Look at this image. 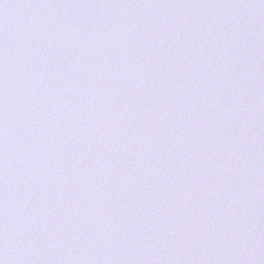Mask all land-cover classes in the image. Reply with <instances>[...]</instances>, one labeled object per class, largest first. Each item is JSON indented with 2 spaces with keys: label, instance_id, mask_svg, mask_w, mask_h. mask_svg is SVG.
Returning <instances> with one entry per match:
<instances>
[{
  "label": "clouds",
  "instance_id": "9594fccd",
  "mask_svg": "<svg viewBox=\"0 0 264 264\" xmlns=\"http://www.w3.org/2000/svg\"><path fill=\"white\" fill-rule=\"evenodd\" d=\"M0 262H2V264H4V262H3V261H0Z\"/></svg>",
  "mask_w": 264,
  "mask_h": 264
},
{
  "label": "snow or ice",
  "instance_id": "6c2138e0",
  "mask_svg": "<svg viewBox=\"0 0 264 264\" xmlns=\"http://www.w3.org/2000/svg\"><path fill=\"white\" fill-rule=\"evenodd\" d=\"M0 264H2V262H0Z\"/></svg>",
  "mask_w": 264,
  "mask_h": 264
}]
</instances>
